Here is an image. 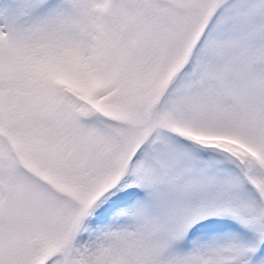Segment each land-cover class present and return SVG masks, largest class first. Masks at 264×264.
<instances>
[{
  "label": "snow or ice",
  "instance_id": "snow-or-ice-1",
  "mask_svg": "<svg viewBox=\"0 0 264 264\" xmlns=\"http://www.w3.org/2000/svg\"><path fill=\"white\" fill-rule=\"evenodd\" d=\"M0 264H264V0H0Z\"/></svg>",
  "mask_w": 264,
  "mask_h": 264
}]
</instances>
